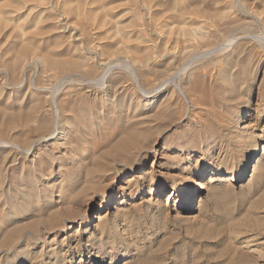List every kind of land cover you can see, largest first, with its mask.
I'll return each mask as SVG.
<instances>
[{
    "label": "rangeland",
    "instance_id": "rangeland-1",
    "mask_svg": "<svg viewBox=\"0 0 264 264\" xmlns=\"http://www.w3.org/2000/svg\"><path fill=\"white\" fill-rule=\"evenodd\" d=\"M263 13L264 0H0V128L20 133L37 103L51 120V94L68 101L59 113L68 138H49L51 122L26 132L18 138L41 153L0 170V264H264V151L248 167L264 144ZM235 37L250 55L239 65L224 59ZM181 43L183 59L173 49ZM27 47L89 62L88 79L104 75V87L30 54L15 60ZM135 56L150 59L146 81L132 68ZM227 70L233 86L224 96ZM168 74L186 86L164 83L179 99L171 120L146 150L115 158L110 148L129 115L161 111L166 95L148 107L141 93ZM149 121L140 127L155 128ZM42 132L45 140L32 142ZM197 179L204 188L191 196Z\"/></svg>",
    "mask_w": 264,
    "mask_h": 264
},
{
    "label": "bare ground",
    "instance_id": "bare-ground-1",
    "mask_svg": "<svg viewBox=\"0 0 264 264\" xmlns=\"http://www.w3.org/2000/svg\"><path fill=\"white\" fill-rule=\"evenodd\" d=\"M251 6V5H250ZM230 7V6H229ZM262 7V6H261ZM233 9V8H232ZM257 10V9H256ZM259 10V9H258ZM232 11V10H231ZM260 12V11H259ZM264 14V13H263ZM181 15V14H180ZM259 15V14H258ZM260 16V15H259ZM256 17V16H255ZM224 18V17H223ZM256 18H258V17H256ZM115 20V19H114ZM259 20V19H258ZM184 22V21H183ZM224 22V21H223ZM179 25V24H178ZM109 26V25H108ZM119 26V25H118ZM171 26V25H170ZM104 27H106V26H104ZM117 27V26H116ZM121 27V26H120ZM172 27H173V25H172ZM225 27V26H224ZM100 28H102V27H100ZM122 28V27H121ZM217 28V27H216ZM103 29V28H102ZM125 29V28H124ZM174 29V28H173ZM180 29V28H179ZM227 29V28H226ZM115 30V29H114ZM162 30V29H161ZM180 31V30H179ZM119 32V31H118ZM118 32H117V34H118ZM156 32V31H155ZM171 32H172V30H171ZM174 32V31H173ZM185 32V31H184ZM179 33V32H178ZM166 34V33H165ZM180 34V33H179ZM107 35V34H106ZM90 36V35H89ZM118 36V35H117ZM97 37H98V35H97ZM162 37V36H161ZM232 38V37H231ZM242 38V37H241ZM240 37H235V40L233 39V41H231L230 42V44L229 45H231V47H230V49L228 50V51H226V53L224 54V59L227 61H231V62H233L235 65H239V64H237V63H239L240 62V60L239 59H242V57L243 58H248V57H250V55H249V53L248 52H246L245 51V49H244V46H243V43L241 42V41H239V39H241ZM130 39V38H129ZM134 39V38H133ZM133 39H131V40H133ZM200 39V38H199ZM96 41V40H95ZM125 41H127V40H125ZM166 41V40H165ZM178 40L177 39H175L174 37L173 38H170L169 39V43L171 42L172 44L174 43H178L177 42ZM198 41V40H197ZM136 42V41H135ZM144 42V41H143ZM164 42V41H163ZM183 42V41H182ZM139 43V42H138ZM166 43H168V41L166 42ZM120 44V43H119ZM130 44H132V43H130ZM163 44V43H162ZM184 44V43H183ZM227 44V43H226ZM24 45V44H23ZM33 45V44H32ZM163 45H165V42H164V44ZM210 45V44H209ZM224 45V44H223ZM228 45V46H229ZM26 46H28V45H26ZM120 46V45H119ZM171 46V45H170ZM59 47V46H58ZM118 47V46H117ZM128 47V46H127ZM160 47H162V46H160ZM164 47H166V46H163V49H164ZM172 47H174V46H172ZM176 47V46H175ZM264 47V46H263ZM168 48V47H167ZM38 48L37 47H27V48H24V50H21V51H18V52H16V54H15V60H21V59H24L25 58V56L27 55V57H28V54H30V56L31 57H35L36 59H39V61H40V63H41V65L43 66V67H55V68H57L59 71H70V72H73V74L74 73H76V75H78L83 81H84V83H81V84H84V85H87L88 86V84H90V85H93L94 86V84H96V85H98V86H101V87H104V75L103 76H99L100 78H95L94 80H91V77H90V79H88V77H87V74H88V71L90 70V66L88 65V63L87 64H84V62L82 63V61L80 60V58L79 57H72V58H68V59H60V57L59 58H56V57H54V53H53V51H47V52H45V53H43V54H41L40 52H38V50H37ZM58 49V48H57ZM169 49V48H168ZM173 49H175L176 51H177V56L178 57H180L181 59H183V57H185V55H186V52L188 51V50H186L185 49V47H183L182 48V43H181V45H177V49L176 48H173ZM160 50H162V49H160ZM172 50V49H171ZM208 50V49H207ZM246 50H247V48H246ZM121 51V50H120ZM124 51V50H123ZM166 51H169V50H166ZM109 52V51H108ZM111 52V51H110ZM129 52V51H128ZM170 52V51H169ZM173 52H175V51H173ZM191 52V51H190ZM118 53V52H117ZM122 53V52H121ZM188 54H189V52H187ZM13 54V53H12ZM133 54V53H132ZM146 54V53H145ZM248 54V55H247ZM205 55V54H204ZM209 55V54H208ZM187 56V55H186ZM189 56V55H188ZM187 56V57H188ZM30 57V58H31ZM69 57V56H68ZM139 57H140V55H139ZM148 57H151V56H149L148 55ZM148 57H143V58H141V59H139V58H137L136 56L135 57H131V60H130V63H131V65H132V68L133 69H135V73H136V76H137V78H139V80L140 81H146V74H145V71H144V62H147L146 61V59L148 60ZM222 57V56H221ZM255 57V56H254ZM64 58V57H63ZM67 58V57H66ZM84 58V57H83ZM84 59H86V58H84ZM89 59V58H88ZM152 59V58H151ZM181 59H180V61H181ZM221 59V58H220ZM8 60H12V57L11 58H9ZM33 60V59H32ZM150 60V59H149ZM148 60V61H149ZM213 60V59H212ZM244 60V59H243ZM246 60V59H245ZM25 61H27V60H25ZM30 61V60H29ZM85 61V60H84ZM8 62V61H7ZM15 62V61H14ZM13 62V63H14ZM87 62V61H86ZM9 63H11L10 61H9ZM25 63V62H24ZM23 63V64H24ZM27 63V62H26ZM148 63V62H147ZM28 64V63H27ZM26 64V65H27ZM149 64V63H148ZM151 64V63H150ZM149 64V65H150ZM157 64V63H156ZM212 64V63H211ZM242 64V63H241ZM8 66V65H7ZM12 66V65H11ZM28 66V65H27ZM153 67H155L154 65H153ZM146 68V67H145ZM166 68L167 67H165V68H163V69H160L159 68V70H160V73L162 72L163 73V71L164 70H166ZM187 68V67H186ZM239 68V67H238ZM38 70V69H37ZM168 70V69H167ZM183 70V69H182ZM228 70H230V69H228ZM225 71V72H223V75H222V80H223V85H224V87H223V89H224V92H222L223 94H224V96H225V94L226 93H228L229 91H231L232 90V78L230 77V76H228V75H230L229 73V71ZM161 73V74H162ZM71 74V73H70ZM105 74V73H104ZM13 75V74H12ZM173 74H168V76L166 77L167 79H165V80H163V81H160L161 83H160V85H157L154 89H143V91H142V93H141V96H142V98H144V102H147V105H148V107L149 106H152V105H155V100L157 99V96H162V95H166V97H164L161 101H158V102H156L157 104V106L159 107H161L160 109H161V111L159 112V113H150V114H145V115H143L142 117L143 118H138V116L137 117H135V115H129V117L127 118V119H129V125L126 127V132L124 133V134H122V135H119V137L117 138V140H116V142L114 143V145H112V147L110 148V150H112V154L114 153V155H116V156H114L115 158H117V156H120V157H118L119 159H121V156H125V155H129L130 156V154H131V150H137V152H139V151H143V150H146V148H148V147H146V146H148L147 145V143L149 142H147V140H149L150 139V137H151V134L153 133V131H157L160 127H161V125L163 126V123H165L166 122V120H168V119H170L171 117H172V115H174V112H175V109H174V105L178 102V100L177 99H175L176 101H173V99L176 97L175 95V92H173L172 90V92H166V89L167 88H169V87H167V85H169V84H166V85H164V83L166 82L167 83V81L166 80H169V81H171V82H173V84H176V86H174L173 87V89H176L175 87H177V89L179 88V90L180 91H183L184 89H186V86L185 85H181V84H177V83H174L175 82V78H174V75L172 76ZM205 75V74H204ZM164 76H166V75H163L162 77H164ZM61 79V78H60ZM64 80V79H63ZM147 83V82H146ZM146 83H143V84H146ZM186 84V83H185ZM164 85V86H163ZM188 85V84H187ZM106 86H107V84H106ZM105 86V87H106ZM126 85H123V86H119L118 87V89H121V91H124L125 90V87ZM172 86V85H171ZM90 87V86H89ZM96 87V86H95ZM110 87H112L110 84L108 85V88H107V90L106 91H108V90H110ZM172 88V87H171ZM183 89V90H182ZM112 90H114V89H112ZM112 90H111V92H104L105 93V95L106 94H108V93H110L111 95H113V97L116 95V90L117 89H115L113 92H112ZM164 90V91H163ZM186 91V90H185ZM125 92V91H124ZM184 92V91H183ZM183 92H177V95H178V93H181V95H182V93ZM192 92V91H191ZM103 93V94H104ZM118 93H120V94H123V95H125L126 93H123V92H118ZM117 93V94H118ZM232 93V92H231ZM184 94V93H183ZM186 94V93H185ZM221 94V93H220ZM52 96V101H53V103H54V105H55V116L53 115L52 117H51V120H50V118H48L46 115H45V111L44 110H41L40 108H39V105H38V103L37 104H34L35 105V107H34V110L33 109H31V112L30 111H26L23 115H22V121H23V130L21 129L20 130V133H18V132H15V133H11V130L13 129H9L8 130V128H7V126H6V128L7 129H5V128H3V127H1L0 128V136L1 135H4V136H8V138H6V139H11V140H5V139H2L1 137H0V150H1V153H3L1 156H0V170L1 171H5L6 169H7V167L8 166H10V165H8L7 166V164H9V163H11V162H14L16 159H17V155H21V156H23V158H24V156H25V158L29 155V154H33V148L34 147H32V143L31 144H29L28 143V141L30 140V138H29V140H28V137H27V135H25V137L24 138H22V139H19L18 137L19 136H22L23 134H26V132H28V133H38V132H40V131H42V130H44L45 128H47V126L48 125H50V122H51V125H53L52 127V130L53 131H50V135H51V137H49V138H54V139H63L65 136L67 137V135H66V130L68 129V127L66 128V126L67 125H65V123H63L62 121H63V119L60 121V119L62 118V117H60V115H59V113H62V115L65 113H67L68 111L66 110V105L68 104V101H67V99H62L61 97L60 98H58L57 97V94L55 95V93L54 94H51ZM180 95V94H179ZM174 96V98H172ZM47 97H49V96H47ZM152 98H154L153 100H152ZM186 98V97H185ZM75 99V98H74ZM74 99H72V100H74ZM69 100V99H68ZM226 100V99H225ZM73 102V101H72ZM227 102H229V101H227ZM234 102V101H233ZM72 104V103H71ZM263 104V103H262ZM51 105L52 104H48V105H46V106H48L47 108H46V110L47 109H49V111H50V108H51ZM73 105V104H72ZM45 106V105H44ZM177 106V105H176ZM199 106V105H198ZM3 108H4V106H2ZM2 107L0 106V113L2 114L3 113V110L4 109H2ZM26 107H28V106H26ZM25 107V108H26ZM74 107V106H73ZM72 106H71V108H73ZM25 108H23V109H25ZM41 110V111H39V113L38 114H35V112H36V110H39V109ZM44 108V107H43ZM8 109V108H7ZM28 109V108H27ZM70 109V108H69ZM74 110V109H73ZM78 110V109H77ZM5 111H6V108H5ZM20 111V110H19ZM67 111V112H66ZM74 112V111H73ZM212 112V111H211ZM8 113V112H7ZM6 114V113H5ZM17 114V113H16ZM47 114V113H46ZM5 116V115H4ZM7 116V115H6ZM141 117V116H140ZM3 118V117H2ZM2 118H1V120H2ZM7 118H9L10 119V117H7ZM67 118V117H66ZM149 120H151V121H156V125H155V128H152V126H146L145 128H143V127H140V123H139V121L141 122V123H148V122H150ZM171 120V119H170ZM173 120V119H172ZM205 120V119H204ZM7 121H8V119H7ZM34 122H37V123H35L34 124ZM64 122H67V120L66 121H64ZM0 125H1V123H0ZM143 125V124H142ZM154 127V126H153ZM161 129V128H160ZM159 129V130H160ZM125 130V129H124ZM19 131V130H18ZM121 131L122 130H120V133H121ZM184 131H186V130H184ZM69 132V131H68ZM44 133L42 132V133H39V134H37L36 136H33V140H32V142L33 141H35V142H39V141H42L44 138H45V135H43ZM49 134V133H48ZM82 134V133H81ZM119 134V133H118ZM118 134H117V136H118ZM84 135V134H83ZM16 138H15V137ZM81 136V135H80ZM12 137H13V139H12ZM27 137V138H26ZM36 137V138H35ZM184 137V136H183ZM68 138V137H67ZM65 139V138H64ZM17 140V141H16ZM19 140V141H18ZM45 140V139H44ZM66 140V139H65ZM16 141V142H15ZM64 142H66V141H64ZM191 142V141H190ZM189 143V140L188 139H185V141H184V143L183 144H185V145H187ZM82 146V145H81ZM106 151V150H105ZM108 151V150H107ZM264 151V144L263 145H261V146H259V147H256L255 149H254V151L252 152V154H251V157H250V162H249V165H248V167L249 168H255L256 166H258V163H259V158H260V155L262 154V152ZM39 152H40V149L38 150V151H36V152H34V154H33V157H36L38 154H39ZM41 153V152H40ZM107 152H105V154H106ZM130 153V154H129ZM136 154V153H135ZM132 156H134V153L132 154ZM112 157V156H111ZM168 157V156H167ZM123 158V157H122ZM128 158V157H127ZM129 158H131V157H129ZM35 158H31L30 159V161H31V163H33V160H34ZM124 159V158H123ZM126 159V158H125ZM124 159V160H125ZM176 159V158H175ZM128 159H126V161H127ZM131 160V159H130ZM134 167H132L131 168V171H132V169H133ZM248 168V169H249ZM87 171V170H86ZM243 174V173H242ZM4 176H5V174H4ZM45 178V177H44ZM3 182V181H2ZM194 189H193V192H191L190 191V193L189 194H191V196L192 195H194L195 193H197V192H199V191H201L203 188H204V185L202 184V182L199 180V179H197V180H195L194 181ZM84 185V184H83ZM91 186V185H90ZM85 187V186H84ZM59 190V189H58ZM183 191H180V192H178V193H176V195L177 194H180V193H182ZM175 195V193H172V192H170V193H167V196H166V198H165V200L166 201H168V200H171V198H172V196H176ZM190 201H191V198L189 199V201L187 202V203H181L182 205L183 204H185V205H187L188 207H189V205H190ZM175 202H176V200H175ZM58 208V207H57ZM98 217L100 218L101 217V215L99 214L98 215ZM100 220V219H99ZM58 225V224H57ZM56 225V226H57ZM3 235V234H2ZM6 236V235H5ZM4 236V237H5ZM11 236H12V232H10V233H7V237H5L6 239L5 240H7L8 238H11ZM1 238V237H0ZM4 240V244H5V242H8V241H5ZM0 242H2V241H0ZM3 243V242H2ZM3 247V246H2ZM1 248V247H0Z\"/></svg>",
    "mask_w": 264,
    "mask_h": 264
}]
</instances>
